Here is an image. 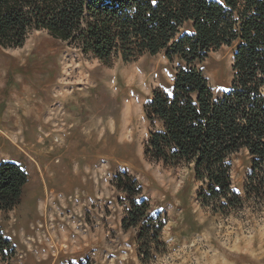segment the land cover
Instances as JSON below:
<instances>
[{
  "label": "rangeland",
  "instance_id": "1",
  "mask_svg": "<svg viewBox=\"0 0 264 264\" xmlns=\"http://www.w3.org/2000/svg\"><path fill=\"white\" fill-rule=\"evenodd\" d=\"M233 49L221 46L201 64L215 96L230 85ZM177 66L163 52L104 65L42 31L22 47H0V162L19 164L28 177L20 203L0 211V232L14 247L0 264H264V214L255 218L249 208L215 213L201 206L188 166L169 167L144 155L150 131L145 106L155 89H171ZM69 105L93 108L97 126L75 131L80 176L51 172L44 179L49 186L71 181L79 188L38 190L37 155L43 147L45 159L59 163L61 133L69 128L54 122ZM229 162L232 188L242 195L251 158L242 149ZM123 173L135 179L139 194L129 197L114 185ZM140 200L147 203L149 226L163 224L156 241L141 243L138 227H122Z\"/></svg>",
  "mask_w": 264,
  "mask_h": 264
},
{
  "label": "trees",
  "instance_id": "2",
  "mask_svg": "<svg viewBox=\"0 0 264 264\" xmlns=\"http://www.w3.org/2000/svg\"><path fill=\"white\" fill-rule=\"evenodd\" d=\"M36 31L77 48L104 65L163 52L178 66L169 91L155 89L144 112L150 123L144 155L165 166H188L203 207L230 215L264 214V0H0V47H22ZM234 45L231 82L215 96L201 64ZM251 158L243 194L232 188L230 157ZM28 180L11 161L0 162V211L15 208ZM114 185L129 197L140 188L128 174ZM133 202L122 227H138L141 243L156 241L162 222ZM144 241V242H143ZM14 254L0 232V259Z\"/></svg>",
  "mask_w": 264,
  "mask_h": 264
},
{
  "label": "crops",
  "instance_id": "3",
  "mask_svg": "<svg viewBox=\"0 0 264 264\" xmlns=\"http://www.w3.org/2000/svg\"><path fill=\"white\" fill-rule=\"evenodd\" d=\"M31 117H33V122H36L35 120L39 119L38 118L39 117V109L38 108H36L34 111L31 112ZM97 119H98L97 112L93 108L91 109V107H89V106H84V108H81V107L74 108V106H71V105L66 106V107H64V106L62 107V110L60 111V115H58L56 117V120L54 123L58 126V128H61V129L69 128V131L61 133L63 145L62 146L60 145L62 148L61 149L62 151H61V154H60V157L58 160L59 163L57 165L53 164V162H51L49 159H45L46 156L44 155L45 151L43 150V147L41 148V150L39 152V153H41V155H37V158H39V159H37L38 162L35 161V164H36L35 169H38V171L40 172V176H42V179H43V184L39 186L38 190H41V191H48V190H52V191L68 190V191H71L72 188L74 190L76 188H79V187H76L75 185H73V182H71V181L68 182L67 185L63 184V185H57V186H49L46 184L44 178H47L51 172L52 173L55 172V174L59 175V176H66V175L68 177L69 176H76V175L80 176V173H81L80 169H79L80 166L75 164V162L79 156H78V153H76L78 141L74 139V137H75L74 134H75V131L79 128H96ZM60 120L62 121V126H59V124H61ZM49 123L50 122H47L46 126H49ZM31 127H35V126H33V124H32ZM34 139H35V137H34ZM41 141L45 142V139H43V140L41 139ZM47 141H50V139H48ZM85 141H88V140L85 139L84 142ZM38 156H40V157H38ZM65 158H66L67 163L68 162L71 163V167H69L67 163L61 162L62 159H65ZM83 159H85L84 165L87 164L86 168L88 170H90L92 160L88 159L87 156H85ZM55 188H59V189H55ZM77 264H80V262H78Z\"/></svg>",
  "mask_w": 264,
  "mask_h": 264
},
{
  "label": "bare ground",
  "instance_id": "4",
  "mask_svg": "<svg viewBox=\"0 0 264 264\" xmlns=\"http://www.w3.org/2000/svg\"><path fill=\"white\" fill-rule=\"evenodd\" d=\"M134 76V75H133Z\"/></svg>",
  "mask_w": 264,
  "mask_h": 264
}]
</instances>
